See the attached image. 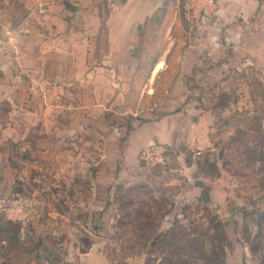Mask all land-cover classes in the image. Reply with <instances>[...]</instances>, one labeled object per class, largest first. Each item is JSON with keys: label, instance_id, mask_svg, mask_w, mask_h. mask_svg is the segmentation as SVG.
Here are the masks:
<instances>
[{"label": "crops", "instance_id": "obj_1", "mask_svg": "<svg viewBox=\"0 0 264 264\" xmlns=\"http://www.w3.org/2000/svg\"><path fill=\"white\" fill-rule=\"evenodd\" d=\"M104 1L105 8L74 3L0 23V197L7 200L0 264H92L99 245L92 224L115 186L141 171L142 150L208 142L196 107L135 117L155 109L149 80L166 67L155 61L140 82L141 36L162 0ZM218 4L206 20L215 30L264 12L260 0Z\"/></svg>", "mask_w": 264, "mask_h": 264}, {"label": "rangeland", "instance_id": "obj_2", "mask_svg": "<svg viewBox=\"0 0 264 264\" xmlns=\"http://www.w3.org/2000/svg\"><path fill=\"white\" fill-rule=\"evenodd\" d=\"M162 2L141 36L140 82L155 61L166 67L149 80L154 93L147 103L155 109L135 117L196 107L194 116L206 118L208 142L172 149L164 165L142 167L115 186L92 224L99 243L92 264H264V12L215 30L207 19L188 24L180 0ZM74 3L108 5L0 0V23Z\"/></svg>", "mask_w": 264, "mask_h": 264}, {"label": "built area", "instance_id": "obj_3", "mask_svg": "<svg viewBox=\"0 0 264 264\" xmlns=\"http://www.w3.org/2000/svg\"><path fill=\"white\" fill-rule=\"evenodd\" d=\"M179 8L183 17L190 25H199L209 17L216 15L219 10L218 0H180ZM42 12V9H39ZM168 146L154 142L147 146L139 155L145 166H161L168 158ZM7 209V200L0 197V211Z\"/></svg>", "mask_w": 264, "mask_h": 264}, {"label": "trees", "instance_id": "obj_4", "mask_svg": "<svg viewBox=\"0 0 264 264\" xmlns=\"http://www.w3.org/2000/svg\"><path fill=\"white\" fill-rule=\"evenodd\" d=\"M168 149H169V151H168V154H170V151L172 150V148L170 147V146H168ZM140 164H141V166L142 167H145V165L140 161ZM168 233H167V236L169 237L170 236V239L172 238V236H174L173 235V230L172 229H169V231H167ZM196 240V239H195ZM199 244H201V245H203V243L202 242H200ZM222 249V248H221ZM221 249H219L220 250V252H221V254H222V251L223 250H221ZM219 264H225V262L224 261H221V263H219Z\"/></svg>", "mask_w": 264, "mask_h": 264}]
</instances>
